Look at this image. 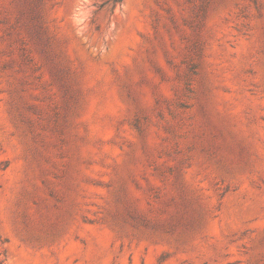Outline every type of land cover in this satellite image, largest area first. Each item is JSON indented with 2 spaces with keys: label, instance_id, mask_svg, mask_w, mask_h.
Here are the masks:
<instances>
[{
  "label": "rangeland",
  "instance_id": "1",
  "mask_svg": "<svg viewBox=\"0 0 264 264\" xmlns=\"http://www.w3.org/2000/svg\"><path fill=\"white\" fill-rule=\"evenodd\" d=\"M0 264H264V0H0Z\"/></svg>",
  "mask_w": 264,
  "mask_h": 264
}]
</instances>
